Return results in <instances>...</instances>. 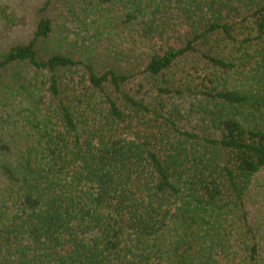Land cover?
<instances>
[{
	"label": "trees",
	"instance_id": "1",
	"mask_svg": "<svg viewBox=\"0 0 264 264\" xmlns=\"http://www.w3.org/2000/svg\"><path fill=\"white\" fill-rule=\"evenodd\" d=\"M38 12L0 54V264H264V0Z\"/></svg>",
	"mask_w": 264,
	"mask_h": 264
},
{
	"label": "rangeland",
	"instance_id": "2",
	"mask_svg": "<svg viewBox=\"0 0 264 264\" xmlns=\"http://www.w3.org/2000/svg\"><path fill=\"white\" fill-rule=\"evenodd\" d=\"M43 2L44 0H0V54L14 43H27L32 39L39 17L38 10ZM50 10V13H54L53 9ZM50 10L44 14L47 15ZM37 47L41 50L40 55L47 52L44 42L37 43ZM172 102L178 103L175 99ZM179 104L185 109L190 107L188 102L179 101ZM263 174L250 192L247 209L249 224L262 237L260 242L264 245V188L260 187Z\"/></svg>",
	"mask_w": 264,
	"mask_h": 264
}]
</instances>
